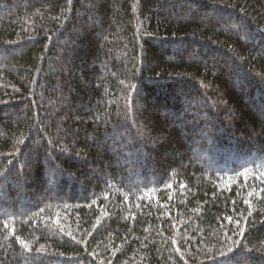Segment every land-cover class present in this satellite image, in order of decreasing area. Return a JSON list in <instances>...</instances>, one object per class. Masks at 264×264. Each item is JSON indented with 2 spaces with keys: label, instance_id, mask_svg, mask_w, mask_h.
<instances>
[{
  "label": "trees",
  "instance_id": "16d2710c",
  "mask_svg": "<svg viewBox=\"0 0 264 264\" xmlns=\"http://www.w3.org/2000/svg\"><path fill=\"white\" fill-rule=\"evenodd\" d=\"M0 264H264V0H0Z\"/></svg>",
  "mask_w": 264,
  "mask_h": 264
}]
</instances>
